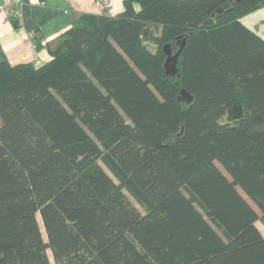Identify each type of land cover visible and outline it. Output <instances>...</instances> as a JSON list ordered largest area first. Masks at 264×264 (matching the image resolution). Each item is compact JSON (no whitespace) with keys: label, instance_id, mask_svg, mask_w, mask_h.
I'll return each instance as SVG.
<instances>
[{"label":"trees","instance_id":"16d2710c","mask_svg":"<svg viewBox=\"0 0 264 264\" xmlns=\"http://www.w3.org/2000/svg\"><path fill=\"white\" fill-rule=\"evenodd\" d=\"M263 1L123 0L3 59L0 264H264Z\"/></svg>","mask_w":264,"mask_h":264},{"label":"crops","instance_id":"0c3cea01","mask_svg":"<svg viewBox=\"0 0 264 264\" xmlns=\"http://www.w3.org/2000/svg\"><path fill=\"white\" fill-rule=\"evenodd\" d=\"M96 1L0 0V62L3 59L11 65L33 62L40 67L50 59L44 44L70 28L72 13L103 14ZM109 1L107 15L122 11L123 0ZM3 8L18 12V17L12 18ZM240 21L264 40V1Z\"/></svg>","mask_w":264,"mask_h":264},{"label":"water","instance_id":"95a60500","mask_svg":"<svg viewBox=\"0 0 264 264\" xmlns=\"http://www.w3.org/2000/svg\"><path fill=\"white\" fill-rule=\"evenodd\" d=\"M185 45V41L182 40L179 49L175 54L171 53L170 46L169 45H164L163 47V52L166 56L163 68L164 72L167 76L169 77H174L178 71L177 69V62H178V57ZM177 100L183 101L185 103H190L192 101L191 96L184 90H181L180 95L178 96Z\"/></svg>","mask_w":264,"mask_h":264},{"label":"built area","instance_id":"2783aa9c","mask_svg":"<svg viewBox=\"0 0 264 264\" xmlns=\"http://www.w3.org/2000/svg\"><path fill=\"white\" fill-rule=\"evenodd\" d=\"M96 4L99 8V10L103 13V14H106L108 9H109V0H97L96 1ZM6 12L9 13V15L12 17V18H17L18 17V12L14 11V10H8V8H3Z\"/></svg>","mask_w":264,"mask_h":264},{"label":"rangeland","instance_id":"374dc122","mask_svg":"<svg viewBox=\"0 0 264 264\" xmlns=\"http://www.w3.org/2000/svg\"><path fill=\"white\" fill-rule=\"evenodd\" d=\"M110 2V1H109ZM108 12V11H107ZM103 167V166H102ZM106 170V169H105ZM112 177V176H111ZM130 199V198H129ZM132 201V199H130ZM133 202V201H132ZM134 203V202H133ZM135 204V203H134ZM137 207L138 205L135 204ZM141 210V209H139ZM257 227L259 228V230L261 231V233L264 235V226L260 223V222H257Z\"/></svg>","mask_w":264,"mask_h":264}]
</instances>
